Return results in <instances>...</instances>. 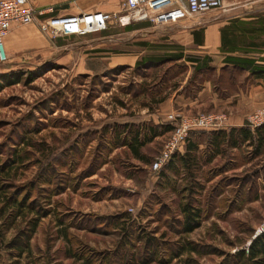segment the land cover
<instances>
[{
	"label": "rangeland",
	"instance_id": "obj_1",
	"mask_svg": "<svg viewBox=\"0 0 264 264\" xmlns=\"http://www.w3.org/2000/svg\"><path fill=\"white\" fill-rule=\"evenodd\" d=\"M13 30L22 44L8 47L0 66V78L19 80H0V264H254L237 253L264 232V150L243 145L214 156L208 131H196V165L176 163L165 176L150 166L174 130L163 133L158 122L213 114L226 117V130L248 127V116L264 109L263 79L183 60L135 68L163 55L143 54L129 68V54L139 51L123 43L109 63L119 67L94 56L83 68V49H71L83 38L54 42L36 24ZM175 93L189 103L162 113L159 103ZM135 133L149 139L142 157L120 142ZM186 206L199 212L188 234Z\"/></svg>",
	"mask_w": 264,
	"mask_h": 264
},
{
	"label": "crops",
	"instance_id": "obj_2",
	"mask_svg": "<svg viewBox=\"0 0 264 264\" xmlns=\"http://www.w3.org/2000/svg\"><path fill=\"white\" fill-rule=\"evenodd\" d=\"M121 2L122 0H32L38 10L47 7L46 9L50 11L47 12L46 17L53 19L94 11L117 14ZM259 3L263 4L257 6ZM238 9H246L245 16H233L225 21L213 22V19L206 18L209 12L192 18L184 7L178 4L161 10L154 24L147 21H130L123 26L114 20L105 31L85 36H71L67 39L83 38L79 47L71 48L83 49L82 60L79 62V66L83 68L85 61L94 56L100 57V60L106 63L107 69L113 65L119 67L121 65L119 62L111 65L109 63L115 62L114 57L117 55L115 49L120 43L124 44V48L139 51L129 54L133 59L132 64L126 66L129 68H133L137 59L143 54L163 56L183 54L184 57L200 59L198 63L192 64L188 60L190 66L209 63L214 68L226 67L233 70L237 68L234 66L237 58L251 59L255 64H264V1L223 0L222 7L218 10L226 14ZM117 32L126 34L130 40L129 38L126 41L117 40L115 38ZM19 34V31L12 30L5 38L6 51L12 45L16 47L22 44ZM256 36L259 37V44L253 39ZM240 37L247 41L244 44H237ZM51 40L61 41V38ZM142 43L145 45L142 46ZM182 60L185 61L184 59L179 61ZM242 72L249 74L245 70ZM208 90L207 86L203 88L205 93ZM185 100L183 95L175 93L159 103L160 111L169 112L175 106L188 104L189 102ZM164 123L162 120L158 122L159 125H165Z\"/></svg>",
	"mask_w": 264,
	"mask_h": 264
},
{
	"label": "built area",
	"instance_id": "obj_3",
	"mask_svg": "<svg viewBox=\"0 0 264 264\" xmlns=\"http://www.w3.org/2000/svg\"><path fill=\"white\" fill-rule=\"evenodd\" d=\"M222 3L223 0H122L120 8L123 16L94 11L53 19L46 17L49 9L36 10L30 0H0V66L9 60L5 38L17 26L36 24L38 30L51 39L85 36L105 31L114 20L123 26L130 21H147L154 24L161 10L178 4L184 7L189 16L197 17L220 9ZM167 121L174 126V130L159 157L150 166L154 172L159 171L174 154L183 151L192 132L225 129L227 119L225 116L213 114H200L191 118L182 114H169ZM262 125L264 109L248 116L249 128L254 129Z\"/></svg>",
	"mask_w": 264,
	"mask_h": 264
},
{
	"label": "trees",
	"instance_id": "obj_4",
	"mask_svg": "<svg viewBox=\"0 0 264 264\" xmlns=\"http://www.w3.org/2000/svg\"><path fill=\"white\" fill-rule=\"evenodd\" d=\"M141 45L144 46L145 44L142 43ZM181 59H184L185 61L189 60V63L191 64L195 62L198 63L200 61V59L197 58H188L187 56L184 57L183 54H177L174 56H163V58H161L160 60H157L154 57L150 56L149 58L142 57L138 62H136L135 68L150 69L153 65H156L162 61H178ZM234 66L237 67L234 69L239 70L240 72H242V70H245L249 72L251 76L264 80V64H255V62L251 59L237 58L234 61ZM192 67L195 70L201 69L195 64L192 65ZM0 80L9 84L19 83V80L12 77L8 78L3 76L2 78H0ZM2 86L3 84H0V88ZM158 129L162 130L163 133H167L172 131L173 125H160ZM149 133L150 137L154 136L156 134V128H151L149 130ZM191 134L189 135L182 151L184 155H182V152L174 154L170 158V160L161 168L160 172L162 176H165V170L175 169L176 163H181L183 167H188L189 164L196 165V153L198 151V148L196 144H194V142L190 141ZM207 135V147L210 148L214 156L220 155L223 149L225 148L236 149L243 145L254 146V151L256 155H259L264 150V125L256 127L254 129L243 126L240 128H229L227 130H211L207 132ZM148 141L149 139L145 138L143 140L139 139V134L137 133L133 135V138L127 144L126 140H120L123 145H129L133 153L138 157H142L139 154V149L144 146ZM183 211V233L188 234L198 227L199 212L191 210L189 206L184 207ZM189 247L192 249V251H194V248H192L191 244H189ZM182 252H179L180 255ZM237 256H239L241 259H245V261L249 263L264 264V232L255 238V240L251 243L246 252L239 251L237 253Z\"/></svg>",
	"mask_w": 264,
	"mask_h": 264
}]
</instances>
